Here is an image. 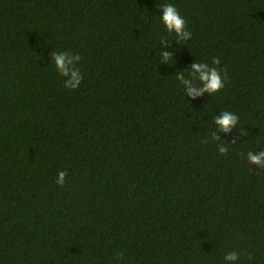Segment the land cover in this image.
Segmentation results:
<instances>
[{
	"label": "trees",
	"instance_id": "obj_1",
	"mask_svg": "<svg viewBox=\"0 0 264 264\" xmlns=\"http://www.w3.org/2000/svg\"><path fill=\"white\" fill-rule=\"evenodd\" d=\"M198 62L219 92L187 95ZM261 150L264 0H0V264H264Z\"/></svg>",
	"mask_w": 264,
	"mask_h": 264
},
{
	"label": "clouds",
	"instance_id": "obj_2",
	"mask_svg": "<svg viewBox=\"0 0 264 264\" xmlns=\"http://www.w3.org/2000/svg\"><path fill=\"white\" fill-rule=\"evenodd\" d=\"M162 17H160L162 23L166 26L169 33L174 32L178 41H186L191 37V32L185 30L186 21L180 15L177 8L170 3H166L161 6ZM53 63L56 66V71L60 76L64 77V86L69 89H78L81 85L83 76L76 67V64L82 59V57L77 54L73 55L70 52H53ZM165 60L169 59V53H164ZM221 61L218 57H214L212 60L213 65H220ZM221 69L218 67H210L207 63L198 62L192 65L191 74L193 76V81L190 82L184 78V74L179 73L177 79L184 85L187 86V95L196 97L203 95L207 92L215 94L219 92L224 87V80L227 79V73L225 71L224 76H221ZM199 81L202 86L194 87L193 83ZM239 117L231 112L224 111L218 117H215V124L223 132H231L232 129L237 125ZM212 139L219 141L218 135H213ZM205 144L208 141H203ZM235 143V140L232 141ZM218 151L222 155H226L229 151L227 146H219ZM247 159L249 163L264 169V150L259 152L249 151L247 153ZM68 173L66 171H60L57 174L56 183L61 187L64 186L65 180ZM117 257L122 258L123 253L117 252ZM225 261L235 262L239 259V254L235 251L229 252L225 257ZM251 259V257H249Z\"/></svg>",
	"mask_w": 264,
	"mask_h": 264
}]
</instances>
